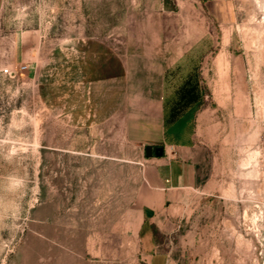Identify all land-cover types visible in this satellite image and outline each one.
<instances>
[{
  "label": "rangeland",
  "instance_id": "rangeland-1",
  "mask_svg": "<svg viewBox=\"0 0 264 264\" xmlns=\"http://www.w3.org/2000/svg\"><path fill=\"white\" fill-rule=\"evenodd\" d=\"M224 1L216 20L192 0H3L0 264H145L125 109L150 35L188 57L173 84L203 89L178 259L263 264L264 0Z\"/></svg>",
  "mask_w": 264,
  "mask_h": 264
},
{
  "label": "crops",
  "instance_id": "crops-1",
  "mask_svg": "<svg viewBox=\"0 0 264 264\" xmlns=\"http://www.w3.org/2000/svg\"><path fill=\"white\" fill-rule=\"evenodd\" d=\"M184 2L188 0H176ZM214 19L223 17L224 0H192ZM3 0H0V12ZM152 32V24L149 25ZM171 41L150 38L132 52V99L127 104L126 127L142 154L137 158L138 179L133 191V220L138 256L145 264H181L182 250L176 239L185 240L186 201L204 183L208 153L198 134L203 89L173 84V71L188 57L172 55ZM175 60V61H174ZM126 78L128 76L126 75ZM127 91H125V94ZM163 148L161 157L156 149Z\"/></svg>",
  "mask_w": 264,
  "mask_h": 264
},
{
  "label": "water",
  "instance_id": "water-1",
  "mask_svg": "<svg viewBox=\"0 0 264 264\" xmlns=\"http://www.w3.org/2000/svg\"><path fill=\"white\" fill-rule=\"evenodd\" d=\"M163 154H164V149H163V148H158V149H156V155H157L158 157L163 156Z\"/></svg>",
  "mask_w": 264,
  "mask_h": 264
},
{
  "label": "built area",
  "instance_id": "built-area-1",
  "mask_svg": "<svg viewBox=\"0 0 264 264\" xmlns=\"http://www.w3.org/2000/svg\"><path fill=\"white\" fill-rule=\"evenodd\" d=\"M260 255H261V258L263 259V264H264V249L261 251Z\"/></svg>",
  "mask_w": 264,
  "mask_h": 264
}]
</instances>
